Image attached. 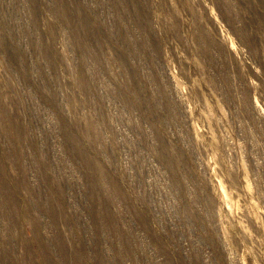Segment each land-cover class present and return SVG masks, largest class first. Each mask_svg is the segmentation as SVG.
I'll return each mask as SVG.
<instances>
[{
    "label": "rangeland",
    "instance_id": "obj_1",
    "mask_svg": "<svg viewBox=\"0 0 264 264\" xmlns=\"http://www.w3.org/2000/svg\"><path fill=\"white\" fill-rule=\"evenodd\" d=\"M0 264H264V0H0Z\"/></svg>",
    "mask_w": 264,
    "mask_h": 264
},
{
    "label": "trees",
    "instance_id": "obj_2",
    "mask_svg": "<svg viewBox=\"0 0 264 264\" xmlns=\"http://www.w3.org/2000/svg\"><path fill=\"white\" fill-rule=\"evenodd\" d=\"M81 23H82V27L84 28L86 26V23H84V21H82Z\"/></svg>",
    "mask_w": 264,
    "mask_h": 264
}]
</instances>
